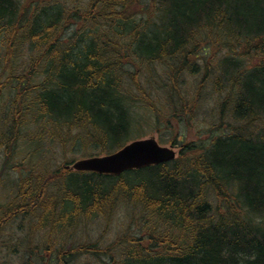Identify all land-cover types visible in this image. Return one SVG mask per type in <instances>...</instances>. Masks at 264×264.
<instances>
[{
  "label": "trees",
  "instance_id": "obj_1",
  "mask_svg": "<svg viewBox=\"0 0 264 264\" xmlns=\"http://www.w3.org/2000/svg\"><path fill=\"white\" fill-rule=\"evenodd\" d=\"M0 62L14 89L0 148L16 174L0 264H264V0H0ZM139 111L172 131L174 160L65 168L121 149ZM193 127L208 137L181 140ZM21 140L38 160L11 166ZM119 212L114 241L93 239Z\"/></svg>",
  "mask_w": 264,
  "mask_h": 264
},
{
  "label": "rangeland",
  "instance_id": "obj_2",
  "mask_svg": "<svg viewBox=\"0 0 264 264\" xmlns=\"http://www.w3.org/2000/svg\"><path fill=\"white\" fill-rule=\"evenodd\" d=\"M27 52V46L23 45L15 49L14 51V57L12 60H10L9 65L11 64L12 72L18 76L20 75V69L24 66L25 63V54ZM209 54V53H208ZM212 54V53H211ZM3 63L0 62V76H1V82H0V135L3 130H5L6 123L8 121H5L7 119L10 105L12 103V99L14 97V89L10 87L8 83V76H10V72L6 71L8 64L6 65L5 71L3 70ZM41 81V77H38L34 83H39ZM4 83V85L2 84ZM138 121L141 122L140 126L134 127L132 131V140L140 139V138H155L157 139L161 145L170 147L172 146L171 143H169V137L172 134V131H167L164 129L163 124L162 125V132L157 131V126L161 127V125H157L155 120L152 119V117H148V114L144 111H139L138 115ZM30 127L25 130V137L28 138L30 136L31 131L33 130L32 125L28 124ZM176 127V126H175ZM177 130L186 131L183 125L177 126ZM179 136V135H178ZM207 135H199L195 128H191L185 133V136H180V139L184 142H190V141H198L199 138L206 139ZM1 138V137H0ZM131 141V140H130ZM47 147V146H45ZM44 150V157L45 159L50 160V167H52L53 170L62 167L65 164L66 156L62 154V152L54 147L51 148H45ZM29 150V151H28ZM33 147H28L26 140H21L18 142L17 151L15 152V155L13 156L11 160V166L20 165V162L23 161L27 164V166L30 165V163L34 164L38 158L33 154L32 152ZM175 150L177 153L180 151L179 146H175ZM54 152V153H53ZM35 156V160H34ZM40 156V155H39ZM69 159H72V155H67ZM5 154L4 150L0 148V205H7L9 196H14V192L16 189H14L13 182L15 181L16 174L12 173V170L6 168L4 169V162H5ZM85 158L83 155H77L76 159H83ZM67 174V173H66ZM65 174V175H66ZM64 175V176H65ZM18 176V173H17ZM67 176V175H66ZM65 176V177H66ZM109 181V180H107ZM125 214L123 212H119L118 214V222L115 219L110 220V222H105L102 224V226L99 225H93L91 227L92 237L93 239H100L102 243H111L116 238V232L118 228L122 225L123 222H125L124 219ZM107 224H109V227L107 228ZM98 227V228H97ZM85 232V231H84ZM62 235H55L52 238V246H59L63 245L64 243L61 241ZM83 237V236H82ZM63 238V237H62ZM81 237H77L76 240H81ZM71 246V242L69 241L68 244H66V248Z\"/></svg>",
  "mask_w": 264,
  "mask_h": 264
},
{
  "label": "water",
  "instance_id": "obj_3",
  "mask_svg": "<svg viewBox=\"0 0 264 264\" xmlns=\"http://www.w3.org/2000/svg\"><path fill=\"white\" fill-rule=\"evenodd\" d=\"M176 157L174 146H163L155 138H144L133 140L110 154L80 159L66 168L120 176L126 171L158 165Z\"/></svg>",
  "mask_w": 264,
  "mask_h": 264
}]
</instances>
